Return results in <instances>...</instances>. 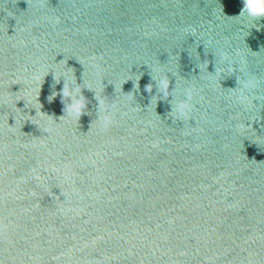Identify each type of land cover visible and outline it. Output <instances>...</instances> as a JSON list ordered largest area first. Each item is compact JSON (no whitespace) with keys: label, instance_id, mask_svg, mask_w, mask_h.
Here are the masks:
<instances>
[{"label":"water","instance_id":"1","mask_svg":"<svg viewBox=\"0 0 264 264\" xmlns=\"http://www.w3.org/2000/svg\"><path fill=\"white\" fill-rule=\"evenodd\" d=\"M240 7L0 0V264H264V19Z\"/></svg>","mask_w":264,"mask_h":264},{"label":"clouds","instance_id":"2","mask_svg":"<svg viewBox=\"0 0 264 264\" xmlns=\"http://www.w3.org/2000/svg\"><path fill=\"white\" fill-rule=\"evenodd\" d=\"M241 7L238 14L235 16H247L248 18L254 21H260L264 19V0H240ZM139 87V83H137ZM146 89L150 90V85H145ZM169 87V81L164 78L159 81L158 88L161 91V94H164ZM72 110L75 112H80L82 104L79 100H74L71 104ZM183 107L182 103L177 105V111Z\"/></svg>","mask_w":264,"mask_h":264}]
</instances>
